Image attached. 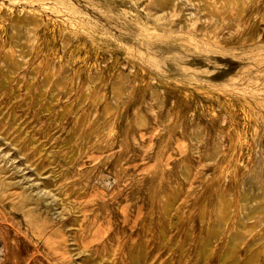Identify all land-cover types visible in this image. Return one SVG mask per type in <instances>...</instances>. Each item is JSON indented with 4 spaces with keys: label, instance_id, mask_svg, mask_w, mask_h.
I'll return each mask as SVG.
<instances>
[{
    "label": "rangeland",
    "instance_id": "rangeland-1",
    "mask_svg": "<svg viewBox=\"0 0 264 264\" xmlns=\"http://www.w3.org/2000/svg\"><path fill=\"white\" fill-rule=\"evenodd\" d=\"M18 1L0 0V264H264V0H203L183 50L151 24L155 59L127 40L152 0L90 14L91 38Z\"/></svg>",
    "mask_w": 264,
    "mask_h": 264
},
{
    "label": "bare ground",
    "instance_id": "bare-ground-1",
    "mask_svg": "<svg viewBox=\"0 0 264 264\" xmlns=\"http://www.w3.org/2000/svg\"><path fill=\"white\" fill-rule=\"evenodd\" d=\"M78 1V2H77ZM100 3H92L84 0H21L18 1L17 4L27 3L30 4L32 7H37V9H41L45 12L55 14L57 16H63L64 14L70 15L71 19L68 20V24L71 28L78 29L79 27H87L89 28V33H86L89 38L93 36V34L98 33V29H95V26H92V22L89 21L88 16L90 14L96 16L98 21H103L102 17H106L111 14L112 9L109 5H116L118 7H126L131 9H136L138 6V0H97ZM181 1L179 4L177 2ZM203 0H152L148 8L145 9L147 22H140L139 20H133V26L139 27V30H136L133 35H129L128 41H136L138 43L137 53L141 56L144 52L147 57L155 59L152 55H158L155 52H162L167 51L163 49L161 46L158 45V41L155 42L151 36H147L152 32V28L150 27L151 24L153 25H163L164 22H167L165 25L166 28L170 27L173 34H176L178 37L175 39L178 42L179 49H187L193 47L195 44L193 43L192 39V32L190 31L191 22L198 20L200 22L207 20L209 16V7L206 6ZM82 3V4H81ZM12 4H15L13 2ZM81 4L82 6H79ZM183 8L185 10H183ZM30 14H36L37 10H28ZM89 12V14H88ZM178 15V14H181ZM174 14V15H173ZM179 17L181 18L179 21H168L169 17ZM32 16V15H31ZM133 16V15H131ZM32 18V17H30ZM104 22V21H103ZM38 21L33 19H28L26 22L27 28H30L32 24L33 28L38 25ZM100 24V22H99ZM110 23H106L108 25ZM18 22L13 21L12 27H16ZM116 25V24H115ZM97 26H101L97 25ZM99 28V27H98ZM128 29H133L131 26H128ZM100 30V29H99ZM194 32L201 34L202 31L200 28L194 30ZM156 32L155 34H159ZM202 35V34H201ZM200 35V36H201ZM67 38H64L62 43L65 45ZM177 45H170L169 49L173 50L177 49ZM128 46L126 47V49ZM6 62V61H5ZM6 71L10 69L7 63H5ZM13 69L10 70V72ZM257 77L261 76L260 72H256ZM257 80L247 79L245 81L246 86L256 85ZM258 93H262L264 95V91ZM259 102L264 107V98L259 100ZM103 179V178H101ZM110 185L108 180L103 182V186L107 188ZM251 201L248 198L244 197L243 203ZM255 201V200H254ZM223 229V225H215L212 230V233H217ZM237 238L235 236L230 235L228 241V247L226 249L225 255H231L233 249L235 248V242Z\"/></svg>",
    "mask_w": 264,
    "mask_h": 264
}]
</instances>
